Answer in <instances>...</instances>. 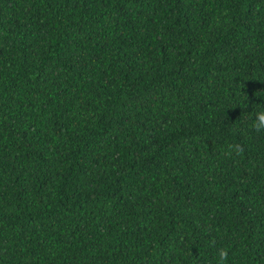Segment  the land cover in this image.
I'll use <instances>...</instances> for the list:
<instances>
[{"label":"trees","instance_id":"obj_1","mask_svg":"<svg viewBox=\"0 0 264 264\" xmlns=\"http://www.w3.org/2000/svg\"><path fill=\"white\" fill-rule=\"evenodd\" d=\"M223 248L264 264V0H0V264Z\"/></svg>","mask_w":264,"mask_h":264},{"label":"clouds","instance_id":"obj_2","mask_svg":"<svg viewBox=\"0 0 264 264\" xmlns=\"http://www.w3.org/2000/svg\"><path fill=\"white\" fill-rule=\"evenodd\" d=\"M230 148L235 151L236 153H242L243 152V148L240 145H235L234 148L232 146H230ZM229 155H231V151L229 152ZM228 257V249L227 248H223L219 250V260L221 262V264H223V261L226 260Z\"/></svg>","mask_w":264,"mask_h":264}]
</instances>
